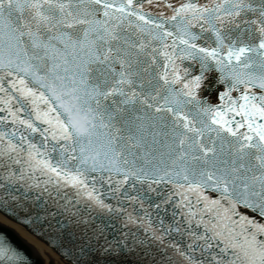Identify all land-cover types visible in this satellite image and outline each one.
<instances>
[{"label": "snow or ice", "instance_id": "obj_1", "mask_svg": "<svg viewBox=\"0 0 264 264\" xmlns=\"http://www.w3.org/2000/svg\"><path fill=\"white\" fill-rule=\"evenodd\" d=\"M264 264V0H0V264Z\"/></svg>", "mask_w": 264, "mask_h": 264}, {"label": "bare ground", "instance_id": "obj_2", "mask_svg": "<svg viewBox=\"0 0 264 264\" xmlns=\"http://www.w3.org/2000/svg\"><path fill=\"white\" fill-rule=\"evenodd\" d=\"M9 227L14 228L15 232L21 235L36 248L39 256L44 260V264H49L51 262V259H59L57 253L48 248L47 245L40 241L38 238L27 236L25 230L17 228L15 224H10Z\"/></svg>", "mask_w": 264, "mask_h": 264}, {"label": "water", "instance_id": "obj_3", "mask_svg": "<svg viewBox=\"0 0 264 264\" xmlns=\"http://www.w3.org/2000/svg\"><path fill=\"white\" fill-rule=\"evenodd\" d=\"M15 234L19 237L18 238L16 236V239L20 243L26 255L29 257L31 264H44V260L39 256L36 248L31 243H29L26 239H24L21 235H19L17 232H15ZM49 264H52V259Z\"/></svg>", "mask_w": 264, "mask_h": 264}]
</instances>
